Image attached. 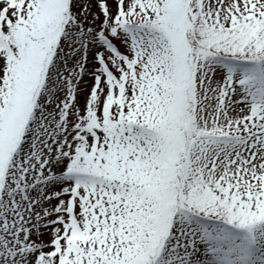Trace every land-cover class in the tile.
Listing matches in <instances>:
<instances>
[{
    "label": "snow or ice",
    "instance_id": "snow-or-ice-1",
    "mask_svg": "<svg viewBox=\"0 0 264 264\" xmlns=\"http://www.w3.org/2000/svg\"><path fill=\"white\" fill-rule=\"evenodd\" d=\"M0 264H264V0H0Z\"/></svg>",
    "mask_w": 264,
    "mask_h": 264
}]
</instances>
